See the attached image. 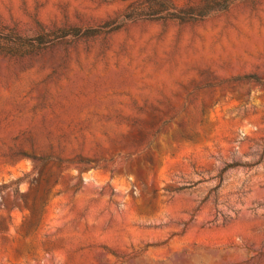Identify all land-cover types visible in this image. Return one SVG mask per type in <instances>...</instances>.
Returning a JSON list of instances; mask_svg holds the SVG:
<instances>
[{"label": "rangeland", "instance_id": "1", "mask_svg": "<svg viewBox=\"0 0 264 264\" xmlns=\"http://www.w3.org/2000/svg\"><path fill=\"white\" fill-rule=\"evenodd\" d=\"M136 1L0 0V264H264V0Z\"/></svg>", "mask_w": 264, "mask_h": 264}, {"label": "trees", "instance_id": "2", "mask_svg": "<svg viewBox=\"0 0 264 264\" xmlns=\"http://www.w3.org/2000/svg\"><path fill=\"white\" fill-rule=\"evenodd\" d=\"M124 1V0H123ZM206 14L204 7H189L186 9L174 7L169 0H137L130 4L122 16V20L146 19L154 21H176L179 23H187L198 21ZM113 29L109 24H106L98 29H88L81 32L78 29H71L69 31L58 30L60 33L55 39H63L65 37H91L100 32H108ZM44 36L40 35L32 39H20L16 36L7 35L0 31V46L8 49L26 47H35L40 45ZM36 160L35 157H31Z\"/></svg>", "mask_w": 264, "mask_h": 264}]
</instances>
